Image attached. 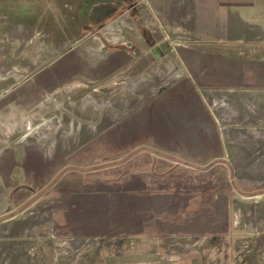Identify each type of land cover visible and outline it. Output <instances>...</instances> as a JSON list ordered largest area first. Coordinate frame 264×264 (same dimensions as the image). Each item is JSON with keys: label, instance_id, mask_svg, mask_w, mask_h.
<instances>
[{"label": "rangeland", "instance_id": "rangeland-1", "mask_svg": "<svg viewBox=\"0 0 264 264\" xmlns=\"http://www.w3.org/2000/svg\"><path fill=\"white\" fill-rule=\"evenodd\" d=\"M36 1L43 7L23 0L6 12L0 64L30 70L14 76L23 80L19 90L36 89L51 150L62 128L65 152L19 155L23 184L0 198L35 194L26 207L33 223L17 231L9 215L0 217V264L43 255L55 262L61 250L67 262L97 263L138 250L140 233L161 237L163 251L194 250L203 264H249L264 241V177L253 175L260 110L237 104L239 114L216 120L204 90L161 88L155 78L138 89L121 71L125 40L95 38L100 24L88 25L90 10L80 13L75 0ZM57 4L65 22L33 23L45 11L56 17ZM32 50L42 62L33 72Z\"/></svg>", "mask_w": 264, "mask_h": 264}, {"label": "crops", "instance_id": "crops-1", "mask_svg": "<svg viewBox=\"0 0 264 264\" xmlns=\"http://www.w3.org/2000/svg\"><path fill=\"white\" fill-rule=\"evenodd\" d=\"M21 1L0 0V30L7 20L6 12L17 8ZM28 1L31 8L43 7L39 1ZM75 2L74 7L80 13L84 8L90 10L88 25L100 24L95 38L100 41L125 40L121 71L127 74V82L136 81L138 89H146L155 80L161 83V88L172 82L170 88H185L191 90V95L193 90H204L209 102L208 112L216 120H225L229 115L239 114L241 110L237 104L249 108L251 113L253 109H259L256 119L264 120V0ZM56 7V17H51L49 11H45L38 18L32 17L33 23L51 19L57 20L58 24L65 22L64 8L59 4ZM118 11L120 15H117ZM77 19V24H81V17ZM29 32L33 34V29ZM60 33L63 35L65 31L60 29ZM75 39L76 35L72 40ZM134 44L135 48H132ZM34 53L32 50L33 61L29 64L32 72L42 63ZM2 55L0 52V57ZM126 57L131 59L126 61ZM29 71L0 64V191L6 194L23 184L16 180V170L23 165V162H19V155L35 151L49 156L53 150L49 143V120L46 114L40 112L43 101L36 96V89L24 92L19 90L23 80L14 78L18 73ZM34 98L37 99L35 102ZM62 130L58 128L52 134L55 153L65 152L64 143L60 146L58 138L62 132L64 139ZM218 156L220 154L215 158ZM55 158L58 160L57 156ZM57 160L54 165L64 168V163L59 165ZM253 175L257 179L264 177V130L253 131ZM50 181L49 177L40 185H47ZM34 195L22 196L14 192L6 197L1 196L0 217L9 215L10 225H15L17 231L19 227L27 232L29 222L33 223V219L27 215L30 210L26 207L29 201H33ZM63 213L59 212L58 217L61 218ZM138 239L139 244H143L137 247L138 250L128 249L125 253L107 256L91 264H203V257H197L194 250L189 248L179 250L181 253L177 252V246L175 250H161V237L157 234L150 237L140 233ZM59 244H67V241ZM151 245L150 249L147 248ZM64 253L65 250L59 251L55 262L43 255L36 262H28L26 259L24 264H77L76 258L73 262H67ZM11 264L22 262L16 260ZM249 264H264V241Z\"/></svg>", "mask_w": 264, "mask_h": 264}, {"label": "flooded vegetation", "instance_id": "flooded-vegetation-1", "mask_svg": "<svg viewBox=\"0 0 264 264\" xmlns=\"http://www.w3.org/2000/svg\"><path fill=\"white\" fill-rule=\"evenodd\" d=\"M109 12H111V11H109Z\"/></svg>", "mask_w": 264, "mask_h": 264}]
</instances>
